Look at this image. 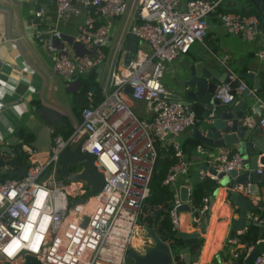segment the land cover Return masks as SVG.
<instances>
[{
	"label": "built area",
	"instance_id": "obj_1",
	"mask_svg": "<svg viewBox=\"0 0 264 264\" xmlns=\"http://www.w3.org/2000/svg\"><path fill=\"white\" fill-rule=\"evenodd\" d=\"M52 1L55 22L43 30L47 36L43 47L52 57L54 71L67 80L103 64L97 83L101 98L94 102L93 93H88L89 103L79 117L68 118V135H54L46 160L30 159L22 177L0 181V264H25L28 256L37 257L39 264H130L129 247L141 250L146 242L139 217L150 194L159 151L166 147L174 155V163L162 179L173 192L166 211L171 230L182 228V201L176 183L188 174L190 164L178 139L199 118L188 105L166 97L162 78L178 55L186 54L192 44L203 42L209 34L210 15L220 0H137L134 14L138 12V16L127 28L136 45L127 65L116 54L107 57L104 49L113 18L128 10L127 0H87L83 7L77 4L79 0ZM90 6L91 12L87 9ZM42 13L38 9L35 15ZM83 13L85 20L73 41L90 52L77 55L71 44V49L62 44L58 23ZM217 18L227 33L249 41L259 34V22L264 24L262 15L244 16L234 11L219 13ZM254 55L264 61V47L256 49ZM228 58L225 54L217 59L226 65ZM245 89L258 102L260 115L255 122L247 116L244 124L256 125L264 136V101L244 81L235 88L229 83L217 85L214 97L225 105ZM130 102L144 103L149 118H139ZM68 145L72 150L79 145L80 152L95 156L94 166L103 175L97 194L89 196L84 181L59 176V156ZM25 152L29 158L33 154L27 146ZM210 167L217 173L245 169L237 151L217 155ZM4 169L6 172L8 168ZM263 170L261 165L257 172ZM210 177L218 180L215 175ZM239 188L247 193V187ZM82 199L85 201L77 202ZM208 201L204 196L196 207L189 197L187 203L190 212L204 217L210 211ZM257 221L264 224V213ZM241 242H232L237 246L236 258L242 250L244 256L250 250ZM171 264L179 261L173 257ZM251 264H264V252Z\"/></svg>",
	"mask_w": 264,
	"mask_h": 264
},
{
	"label": "crops",
	"instance_id": "obj_2",
	"mask_svg": "<svg viewBox=\"0 0 264 264\" xmlns=\"http://www.w3.org/2000/svg\"><path fill=\"white\" fill-rule=\"evenodd\" d=\"M86 1L79 0L77 4L83 7ZM244 1L220 0V4L223 8L240 9L243 7ZM127 2V12L113 18L110 38L104 48L107 57L116 54L118 58L123 59L124 51L128 47L132 48V54L134 52L136 38L127 32V28L133 18L136 20L134 7L137 0H127ZM255 8V13L242 15H262L257 5H255ZM38 9L43 11L40 17L35 15ZM55 9L52 0H0V105H3L0 110V147L6 146L7 140L13 134L18 133L19 135L16 144H8L11 147V153L3 152L1 154L4 161L13 159V147L17 144L21 145L22 151L28 158V163L30 159L33 162L46 160L48 150L40 151L31 143L27 144L20 137V132L31 134V142L38 141V146L42 149L47 146L44 142L48 141L49 134H51L52 139L55 134H64L61 129L66 128L64 126L65 119L69 121L68 118L70 117L77 118L74 113V94L78 89L74 93L67 90V80L54 71L52 57L43 47V42L47 37L43 30L49 24L55 22ZM87 9L90 12L92 11L91 6ZM85 16V13L72 15L59 22L58 29L66 38H74L78 27L84 22ZM209 21L210 31L207 38L203 42L192 44L186 54L178 55L167 66L163 74V77L166 75V80L162 81L167 92L176 93L172 83L174 74L185 72L184 67L189 64L188 61L194 63L202 60L205 65L213 63L214 66L220 67L223 64L217 58L227 54L229 58L226 66L232 71H252L256 73V77L260 73H264V61L258 60L254 55L256 49L264 47V24L262 21L258 25L260 28L259 34L252 41L246 40L239 34L227 33L217 16L213 17L211 15ZM56 42L59 44L58 41ZM62 44L71 49L68 46L70 44L64 37ZM93 77L95 78V76ZM243 81L249 88H252V80ZM262 86L263 88L256 93V96L264 101V81ZM60 90L66 93L63 97L58 94ZM251 97L254 102L246 110L245 118L252 116L255 122L260 115V110L258 102L252 95ZM130 104L139 118L144 120L149 118L150 114L144 103L130 102ZM196 127L195 124L186 128L178 139L190 165L188 174L178 180L176 187L179 192L180 187L187 186L190 199L197 182L202 181L203 178L212 179L208 171V169H211L210 161L221 153L231 154L236 150V145L213 150L204 144H200L194 136ZM250 128L253 130L252 138L255 147L259 150V157L264 156V136L256 125H252ZM26 146L33 151L30 158L25 152ZM27 164L24 167H27ZM204 165L207 166V170L203 169ZM260 166L258 165V167ZM24 167L15 169L13 164L6 166L8 173L10 170L19 171ZM4 171V167H0V173ZM13 176L19 178L16 174ZM262 178L264 179V172ZM215 182L217 184L215 190L204 195L209 198L210 207V211L207 212L206 216L198 217L189 209L181 211L182 231L198 233L199 236L200 251L191 250L192 257L189 264H240L235 257L237 252L235 247L237 246L232 242L239 243L242 241V236L246 239L250 236L260 240L259 233L262 232V228L253 225L248 226L246 222L245 227L247 228L235 231L232 238L230 235L232 224L234 221L239 220L238 205L233 203L228 188L218 185V180H215ZM236 190L241 192L239 187ZM258 190L259 194L256 195H248L242 192L251 199L253 205L261 203L260 206L252 209L247 214L246 220L257 219L264 213V185H259ZM201 204L202 199L199 205H194L199 207ZM157 213L158 211L155 212V215ZM202 221H205L204 227ZM255 239H252L251 246L247 248H251L255 244ZM209 245L211 246L210 250ZM242 245L244 246L243 242H241ZM182 261L185 264L183 259Z\"/></svg>",
	"mask_w": 264,
	"mask_h": 264
},
{
	"label": "water",
	"instance_id": "obj_3",
	"mask_svg": "<svg viewBox=\"0 0 264 264\" xmlns=\"http://www.w3.org/2000/svg\"><path fill=\"white\" fill-rule=\"evenodd\" d=\"M253 1L258 6L259 12L264 16V2H261V0ZM137 16L138 12L135 13V18ZM63 37L71 44L77 55L88 54L90 52L80 43L73 41L72 37ZM131 56L132 48L128 47L124 51L121 62L127 65ZM188 62L189 64L184 67L185 72L174 74V81L172 83L176 93L167 92L166 97L188 105L191 110H200L201 116L196 123L197 127L194 129V136L200 144H204L213 150L236 145L235 151L242 155L245 170H230L227 173H217L214 169H208V171L217 177L218 185L228 188L233 203L238 205L239 220L234 221L232 224L230 232L232 238L235 231L247 228L245 227V222L248 226L253 225L262 228V232L259 233L260 240H255V244L252 245L240 263L251 264L256 255L264 252V224L259 223L257 219L246 220V217L252 209H256L261 203L253 205L249 197L236 189L240 186L247 187L248 195H256L259 194L258 186L264 185V179L262 178L264 170L260 173L257 172L258 165L264 166V156L259 157V150L255 147V142L252 138L253 130L244 124L245 112L253 104L254 100H252L249 89H245L241 95H237L230 103L223 105L214 97V90L221 83H229L230 87L235 88L239 85L240 81L252 80V89L257 93L263 88L264 73H260L256 77V73L252 71L234 72L226 65L220 67L214 66L213 63L205 65L202 60L194 63ZM102 69L103 64H99L87 73L71 76L66 81L67 90L74 93L80 87L83 79L95 76L94 83L89 86L90 93H94L96 85L100 80ZM232 72L234 76L231 78ZM128 90H130L129 87L127 88ZM18 136V133L13 134L7 140V145L0 147V167L11 166L13 164L12 158L4 161L1 154L3 152L11 153V147L8 144H16L19 140ZM51 143L52 137L49 134L48 141L44 142L47 145L45 148L40 149L38 141L31 142V145L41 151L48 150ZM94 160V155L80 152L79 145L73 150L68 145L60 153L58 174L66 180L84 181L85 185L89 188V196H93L99 192L103 183V175L94 166ZM25 168L19 171L10 170L9 173L11 176L16 174L22 177L25 173ZM203 169L207 170V166L204 165ZM179 193L180 200L182 201L179 209L181 211L189 209L187 186L180 187ZM84 201L82 199L77 202ZM202 223L204 227L205 221H202ZM142 228L144 239L148 240L149 243L143 244L141 250L132 246L129 247L127 258L130 264H171L173 257H180L184 260L185 264H189L192 257L191 250L200 251L198 233H187L182 231L181 228L174 232L177 243L170 245L157 234L155 228L148 226H143ZM241 240L246 247L251 246V240H247L243 236Z\"/></svg>",
	"mask_w": 264,
	"mask_h": 264
},
{
	"label": "trees",
	"instance_id": "obj_4",
	"mask_svg": "<svg viewBox=\"0 0 264 264\" xmlns=\"http://www.w3.org/2000/svg\"><path fill=\"white\" fill-rule=\"evenodd\" d=\"M264 2V0H261ZM234 11L240 12L241 14H253L256 11L255 4L253 0H245L242 8H223L221 4H219L211 15L213 17L217 16L219 13ZM210 15V17H211ZM208 36V35H207ZM207 36L205 38H207ZM91 83H94V77L92 76L90 79H83L81 81L80 87L77 92L74 94V113L77 117H79L80 110L87 106L88 101V93L90 92L89 86ZM96 90L92 94L94 98V102L100 100V90L98 84L96 85ZM197 118H200L201 112L199 109L195 110ZM69 121L65 119L64 126L65 129H61V132L64 133V136L68 135V131L70 130ZM20 137L27 144L31 143L32 135L29 133L20 132ZM194 145H196L194 143ZM185 153L184 149L182 148ZM28 163V158L25 153L21 149V145L17 144L13 147V167L15 169H20L24 167ZM174 163V155L172 149L170 147H166L159 151V155L155 162L151 180L149 183L150 194L149 197L144 201L143 207L140 213L139 222L142 226L153 227L156 229L157 234L168 244H176L177 238L174 236V232L171 230L170 222L168 218V214L166 208L172 203L173 192L172 190L162 184V179L171 166ZM7 178H17L16 176H11L7 171L0 173V181ZM217 184L215 180L210 178H203L202 181L197 182L196 186L193 188L191 194V202L195 205H199L202 197L207 192H212L215 190ZM158 213L155 215V212ZM247 239L254 240L255 238L247 237ZM256 240V239H255ZM255 242V241H254ZM245 251L237 258L241 263L243 260V256ZM176 260H180L179 257H175ZM180 262V261H179ZM25 264H39L38 258L35 256H28Z\"/></svg>",
	"mask_w": 264,
	"mask_h": 264
},
{
	"label": "rangeland",
	"instance_id": "obj_5",
	"mask_svg": "<svg viewBox=\"0 0 264 264\" xmlns=\"http://www.w3.org/2000/svg\"><path fill=\"white\" fill-rule=\"evenodd\" d=\"M166 75H164V77L162 78V81L164 82L166 80ZM58 94H60L62 97L64 94H66L65 92L63 93L61 90L58 92ZM143 234H144V231H143ZM145 243H149V241L147 240Z\"/></svg>",
	"mask_w": 264,
	"mask_h": 264
},
{
	"label": "flooded vegetation",
	"instance_id": "obj_6",
	"mask_svg": "<svg viewBox=\"0 0 264 264\" xmlns=\"http://www.w3.org/2000/svg\"><path fill=\"white\" fill-rule=\"evenodd\" d=\"M180 260H181V262L183 263L182 258H181ZM180 260H179V261H180ZM182 263H180V264H182ZM183 264H184V263H183Z\"/></svg>",
	"mask_w": 264,
	"mask_h": 264
},
{
	"label": "bare ground",
	"instance_id": "obj_7",
	"mask_svg": "<svg viewBox=\"0 0 264 264\" xmlns=\"http://www.w3.org/2000/svg\"><path fill=\"white\" fill-rule=\"evenodd\" d=\"M208 247H209V250H210L211 246L209 245Z\"/></svg>",
	"mask_w": 264,
	"mask_h": 264
}]
</instances>
